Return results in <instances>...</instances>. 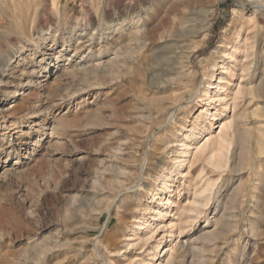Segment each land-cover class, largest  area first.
Listing matches in <instances>:
<instances>
[{"label": "rangeland", "instance_id": "obj_1", "mask_svg": "<svg viewBox=\"0 0 264 264\" xmlns=\"http://www.w3.org/2000/svg\"><path fill=\"white\" fill-rule=\"evenodd\" d=\"M263 5L0 0V264H264Z\"/></svg>", "mask_w": 264, "mask_h": 264}, {"label": "bare ground", "instance_id": "obj_2", "mask_svg": "<svg viewBox=\"0 0 264 264\" xmlns=\"http://www.w3.org/2000/svg\"><path fill=\"white\" fill-rule=\"evenodd\" d=\"M187 1V0H186ZM197 1H199V0H197ZM162 2V1H161ZM184 2V1H183ZM201 2V1H200ZM185 3V2H184ZM204 3V2H203ZM260 3V2H259ZM186 4H187V2H186ZM183 6V5H182ZM260 6V5H259ZM180 7V6H179ZM261 7H263L264 8V5L263 6H261ZM194 9H195V7H194ZM193 9V10H194ZM195 10H197V9H195ZM128 11V10H127ZM131 12V11H130ZM200 12L203 14V13H206L205 12V10L204 11H201V10H197V11H193V13L191 14V15H187L186 17H185V15H183V18H179L180 20H182V22H180V26H181V31H188L189 29L188 28H195V27H197L196 25V23H195V21H196V18L194 17V15L193 14H197V15H199L200 14ZM143 14H148L146 11L145 12H143V11H139V13H137V16H135L136 17V19L138 18L139 20L140 19H142L141 18V16H143ZM201 15V14H200ZM206 16H207V14H205ZM205 15H203L204 17H205ZM125 17V16H124ZM182 17V16H181ZM127 18H130V15L127 17ZM127 18H125V19H123V21H126V19ZM134 18V17H133ZM135 20V22H133L132 24H134V26H132L133 28L131 29L130 28V32H132V33H134L135 31H139V20ZM203 20V22L205 21L204 19H202ZM201 20V21H202ZM206 22V21H205ZM204 22V23H205ZM123 23V22H122ZM198 23V22H197ZM201 23V22H200ZM203 23V24H204ZM128 24V23H127ZM206 24V23H205ZM179 25V24H178ZM205 26V25H204ZM204 26H201V27H204ZM131 27V26H130ZM123 28H125V29H127L126 28V24H124L123 23ZM202 29V28H201ZM203 29H205V28H203ZM128 31V30H127ZM131 34V33H130ZM129 35V34H128ZM93 37V36H92ZM89 39H91V38H89ZM93 40V39H92ZM88 40H85V39H83V38H80L79 40H78V44H77V48L79 49V50H82V49H84L88 44V42H87ZM71 56V55H70ZM74 58V57H73ZM73 58L72 57H70L69 58V60L70 61H74L73 60ZM83 58V57H82ZM82 61V60H81ZM65 73H69L70 71L68 70V67H67V69H65V71H64ZM228 146H229V142H228V140H227V138L225 137V136H222L221 138H220V140H219V143H218V145H217V147H216V149H214V150H212V153H211V155L209 156V162L210 163H212L213 164V167H223L224 165H225V163H227V150H228ZM215 183H214V181L213 182H211V181H209L208 183H207V185L205 186V189L204 190H208V189H211L212 188V186L214 185Z\"/></svg>", "mask_w": 264, "mask_h": 264}]
</instances>
